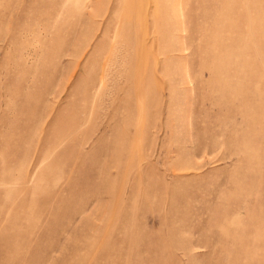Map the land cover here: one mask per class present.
I'll return each instance as SVG.
<instances>
[{
    "label": "rangeland",
    "instance_id": "rangeland-1",
    "mask_svg": "<svg viewBox=\"0 0 264 264\" xmlns=\"http://www.w3.org/2000/svg\"><path fill=\"white\" fill-rule=\"evenodd\" d=\"M0 264H264V0H0Z\"/></svg>",
    "mask_w": 264,
    "mask_h": 264
}]
</instances>
